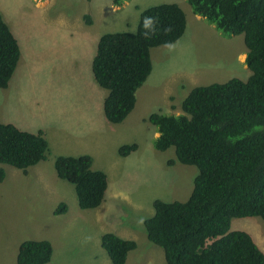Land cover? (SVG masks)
<instances>
[{"label": "rangeland", "instance_id": "obj_1", "mask_svg": "<svg viewBox=\"0 0 264 264\" xmlns=\"http://www.w3.org/2000/svg\"><path fill=\"white\" fill-rule=\"evenodd\" d=\"M134 1L137 8L114 6L111 0H0V13L20 48L10 88H0V121L31 131L54 127L68 138L82 139L84 150L73 154H89L91 168L103 170L112 182L100 206L82 209L72 183L56 175L52 149L26 173L0 163L5 171L0 181V252L7 251L0 264H12L19 243L27 239L51 243L46 264H112L100 245L104 232L136 242L125 264H166L162 247L147 239L143 220L153 214L155 198L186 200L198 168L177 160L168 163L175 160L174 147L159 151L153 146L158 133L147 116L179 114L181 101L194 86L232 77L245 80L250 70L243 34H223L206 19L197 21L188 4L183 35L151 47L152 70L135 92L132 111L120 123L109 122L102 108L107 90L94 80L91 59L101 34L134 32L140 10L158 2ZM94 104L98 109L88 110ZM132 142L137 150L120 156L118 147ZM60 202L67 210L55 214ZM235 229L249 232L264 251L259 216L232 218L229 230Z\"/></svg>", "mask_w": 264, "mask_h": 264}, {"label": "trees", "instance_id": "obj_2", "mask_svg": "<svg viewBox=\"0 0 264 264\" xmlns=\"http://www.w3.org/2000/svg\"><path fill=\"white\" fill-rule=\"evenodd\" d=\"M126 0H111L120 6ZM192 12L223 34H243L247 47L245 80L194 86L181 101V113L152 112L147 120L158 135L153 146H173L175 160L195 165L198 173L184 201L155 198L154 212L143 220L148 240L163 249L166 264H264V251L252 235L229 230L234 217L259 216L264 222V0H186ZM87 23L90 16L84 15ZM186 28L183 9L176 2H160L140 10L134 32H106L98 37L91 72L107 90L103 113L112 123L132 111L136 90L152 70L151 47L171 44ZM20 59L19 43L0 13V88L8 87ZM135 142L121 144L120 156L137 150ZM43 130L30 131L0 121V163L21 169L46 158ZM89 154L57 155L55 173L74 186L78 206L92 209L105 200L108 179L92 169ZM5 171L0 167V181ZM60 202L54 213H65ZM112 264H125L136 247L132 239L112 232L100 236ZM46 239L19 243L12 264H46L52 256Z\"/></svg>", "mask_w": 264, "mask_h": 264}, {"label": "crops", "instance_id": "obj_3", "mask_svg": "<svg viewBox=\"0 0 264 264\" xmlns=\"http://www.w3.org/2000/svg\"><path fill=\"white\" fill-rule=\"evenodd\" d=\"M160 2H176L183 9L184 13H185V10H184L185 8L184 7L188 8V3H187L186 0H158L157 3H160ZM122 5L123 6H131V7L133 6L134 8H137V7H135L136 4H135L134 0L125 1V3L122 4ZM194 16L197 19V21L203 19V17H201V16H199L197 14L194 15ZM185 30H186V28H185ZM8 87L10 88V83L8 84ZM0 98L2 99V93H0ZM3 98H4V96H3ZM103 99H104V97H103ZM84 101L87 104H89L91 102V98L90 97H86V98H84ZM98 101H99V99H98ZM6 103L8 104V100L6 101ZM102 108H103V102H102ZM96 109H98L96 104L92 105L90 107V109L88 108V110H96ZM3 122H10V121H3ZM37 129L35 131H37ZM41 129L43 130V134H44V136H45V138H46V140L48 142V150L52 149L54 151L53 152L54 158L57 155H73V156H75V154H73V152H72L73 150H75L77 152H81V151L84 150V148L81 147L82 139H78V140L75 141V138H73L72 135H69V138H68V135L63 134L61 132V130L59 131L58 129H56L54 127L53 128H51V127H47V128L43 127ZM107 179H108V175H107ZM109 183H112V182L108 181V186H109ZM106 196H107V193H106ZM98 219L101 222H103L101 217H98ZM6 254H7V251H6V253L5 252L3 253V250H2L0 252V259L2 260L5 257Z\"/></svg>", "mask_w": 264, "mask_h": 264}]
</instances>
